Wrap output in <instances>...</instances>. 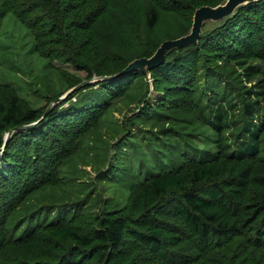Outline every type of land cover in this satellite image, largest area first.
<instances>
[{"label": "trees", "instance_id": "obj_1", "mask_svg": "<svg viewBox=\"0 0 264 264\" xmlns=\"http://www.w3.org/2000/svg\"><path fill=\"white\" fill-rule=\"evenodd\" d=\"M42 1L43 4L40 0L38 7L33 8L35 0H21L16 7L21 12L33 8L28 12L31 25L18 15L14 18L26 27L32 36L31 47L47 58V63L53 58H63L68 51L77 57L92 41L98 44L111 41L99 30L105 25L98 24L105 13V0L102 4V0ZM216 2L167 0L166 5L170 4L168 9L177 13L192 14L197 6ZM250 6L253 10H249ZM45 12L49 15L47 31L51 34L47 39L56 42L54 46H50V40H39L34 33L39 30L33 24L47 21ZM157 12L156 5L147 8L150 26L155 24ZM83 31L89 35L84 36ZM60 45L65 47L64 51ZM74 57L80 69L92 72L85 62L78 64ZM2 60L12 64L4 57V51L0 64ZM152 73L156 80L162 75L164 80L168 77L179 85L171 88L170 93L165 91L166 95L180 89L185 95L167 100L166 105L161 101L146 104L149 118L139 119L151 121L153 126L163 125L167 120L168 124L163 126L174 133L168 132L169 139L159 140L155 145L144 139L139 149L135 139L141 138L137 134L114 145L116 151L124 146L133 147L129 159L121 162L122 169L131 171L139 163L137 160L146 169L142 177L127 180L128 191L124 193L128 196L123 205L96 216V226L86 231L66 224L73 211L62 213L58 209L60 214L53 218L48 207L43 221L33 224L38 211L32 207L48 195L52 201L71 198L67 199L68 190L81 183L75 182L74 164L61 162L63 156L69 153L71 158L72 148L77 144L78 148L86 143L91 145V136L86 137L88 140L85 136L75 137L87 128H92V133L98 131L92 123L97 127V121L101 120L98 126L104 129L116 122L110 116L116 98L132 92L131 87L141 73L80 87L40 121L14 130L3 148V129L37 120L43 113L23 105L15 92L6 96L7 102H0V158L5 164L0 167V264H87L92 260L103 264H259L262 261V255L252 254L250 249H258L253 245L264 246V0L239 8L233 18L201 36L186 51L168 53ZM254 78L255 85L242 83ZM237 80L242 83L241 88L237 87ZM85 88L93 90L72 100ZM97 89L103 91L95 101L93 92ZM64 103L67 104L63 106ZM183 110L191 123L181 121L182 126H178L176 122L181 117L174 112ZM193 123L211 132L202 138V143L211 148L201 156L197 150L193 151L192 140L186 136ZM19 142L29 150L25 160L23 153L19 152L16 158L10 155ZM151 146L157 149L152 151ZM149 152L158 157V163L153 165L155 159L149 158ZM18 162L27 167L10 175L13 164ZM245 210L250 213L248 217L253 214V226H249L247 217L243 219ZM46 217L50 219L45 220ZM10 248L20 250L24 256L4 258L2 255Z\"/></svg>", "mask_w": 264, "mask_h": 264}, {"label": "rangeland", "instance_id": "obj_2", "mask_svg": "<svg viewBox=\"0 0 264 264\" xmlns=\"http://www.w3.org/2000/svg\"><path fill=\"white\" fill-rule=\"evenodd\" d=\"M35 1L36 5H34L33 8L38 7V4H40V0ZM258 1L259 0H244L235 6L230 15L220 19L206 18L201 24L200 34L197 40L184 46L169 47L165 52L163 61L168 53L174 54L181 50L186 51V48L190 44H197L201 36L208 35L226 20L233 18L239 8H245V6L253 5V2ZM20 2L21 0H0V10L3 11L2 15H0V57L4 51V57L12 61V64H10L2 60L0 64V102H7L8 97L6 96L15 92L23 105L33 108L38 112L40 111V114L44 112L52 99L63 94L71 86L82 80L93 75H99L102 71L105 72L104 74H114L134 59L150 57L156 54L160 44L164 40L176 39L186 35L191 30L193 14L195 11L194 10L192 14L177 13L172 9H168L171 5H166L168 4L167 0H105V13L99 17L98 24L105 25V27L101 26L99 30L102 29L103 31L101 35L111 41L101 44L92 41L81 52V55H77V57H74L72 53L68 51L63 58H53L47 63L48 59L44 56L38 55L37 51L31 47L32 36L26 27L14 18L16 17L15 15H18L23 22H27L25 24H32L31 22H28L30 19L28 12L32 11L33 8L30 11L21 12L19 8H16ZM224 2L225 0H218L214 5L206 3L202 5H210L214 7L221 5ZM43 3L44 1L41 0V4ZM102 3H104V0H102L101 4ZM151 5H156V9L158 10L157 19L153 26L148 24L146 16L147 8ZM198 7L199 6L196 8ZM249 10H253V6H250ZM45 14L47 15V21L44 24L36 26L33 24L34 29L39 30L34 31V33L39 36V40H50L47 38L51 36L49 33L50 31H47L49 15L46 12ZM107 29L111 34L109 32L107 33ZM38 32H42L43 35ZM83 34L84 36L89 35V33H86L85 31H83ZM142 42L146 45H142ZM56 44V42L50 40V46ZM60 47L61 50H65L64 46L60 45ZM142 50L148 53H140ZM66 57L70 58V61H67L68 59ZM73 57L77 60L78 64L80 61L85 62L92 72L89 74L87 70L80 69L77 63L73 61ZM163 61L150 66L148 69L143 70L141 68H136L128 73L140 72L141 75H139L140 78H136L138 80L135 81L131 87L132 92L134 90L133 93L130 92L124 96L116 98L113 108L110 111V116L116 120L113 125L108 127L105 126L104 129H101L98 126L101 121L99 120L97 121V127L95 126V123L91 124L93 125V128H97L98 131L92 133V128H87L80 134L79 132L77 133L75 138L85 136V140H88L86 137L91 136V145L86 143L82 148H78L77 144V146L72 148L74 151L72 157L68 158V153L63 156L61 162L64 163V161H66L69 163L70 161V163L74 164L75 171L73 175L75 182L81 184L80 186H76L74 190H68L67 199L71 197L68 200L58 198L52 201L50 195H48V197L40 202V204L33 206L32 208H35L38 211L37 215H40H34L33 224H38L43 221L42 217L46 212L45 207H48L51 209L50 215L53 218H57L60 214L58 209L62 213L69 210V213L73 211L72 217L66 224L71 227H80L79 230L86 231L88 230L86 228L96 226V216L103 215L104 211L112 210L113 207L123 205L128 196V194L126 195V193H124V191H128L127 180L142 177L146 168L140 165L141 162L137 160L139 163L136 164L131 171L128 172L125 169H122L123 165L121 162L129 159L133 147H122L120 150H117L120 152V155L117 156V151L114 148V145L128 141V136L135 134L141 138L139 141H136L135 139V142H138L139 144L137 145L138 149L140 145L144 144V139L151 142L153 145L158 143L159 140L169 139V133L171 132L172 134L174 132L169 129V127L163 126L168 124L167 120H165L163 125L157 123V126H153L151 121H144L139 118H149L145 113V110L147 109L145 106L146 104L156 105L161 101L166 105L168 102L167 100H172L176 96L185 95L184 91L181 89L180 91H173L168 95L171 88H176L179 85L173 83L168 77L164 80L162 75L157 79L158 82L156 78L153 77L152 69L159 66ZM44 64L45 66H43ZM230 66L232 65L229 64V67ZM190 71L193 72V67ZM242 83L247 86L255 85L256 80L255 78L248 82L243 80ZM242 83L237 80V87L241 88ZM88 85L90 84H86L83 87ZM95 86L96 85L93 87ZM91 90H93V88H85L81 90L76 94L77 96H73L72 100L76 97L79 98L83 93H88ZM102 91L103 89L93 92L95 101ZM165 91H169V93L166 95ZM63 101L64 99L55 103L53 107ZM65 104L67 103H64L63 106H65ZM80 104H83V102ZM186 112V110L174 112L175 116L181 117L177 122L174 119L178 126H182L183 123H191ZM110 120L111 122H114L112 118ZM181 121H183V123ZM111 122L108 123L110 124ZM6 131L7 129L1 131V137H3V139ZM188 132L189 133L186 134V136L188 135L190 140H192L191 142L194 145L193 151L197 150L200 152L198 153L199 156L203 154L204 150L211 148L206 147V144L202 143L204 134H210L211 132L201 124L193 123L192 126H189ZM153 137L157 138V140H154ZM181 137H185L184 133ZM189 142L190 141H187L188 144ZM150 148L152 151L157 149L152 146ZM27 151H29L28 148L20 145L19 142V145H16L15 149L11 150L10 155L16 158L17 154L20 152V154H24L22 160H25ZM209 151L210 150H208V152ZM148 155L149 158L155 159L153 165L159 162L157 156H154L150 152ZM14 163H16V161H14ZM0 164V167L5 166L2 158H0ZM23 167L27 166L21 162L13 164L9 171L10 175H15L16 170ZM120 181L123 182L120 183ZM116 193L117 195L115 199H113V196ZM86 202L87 205L84 206ZM49 205H53L54 208ZM80 211H82V214H77ZM248 214L250 213L245 210L243 213V219L247 217V220H249L250 223L249 226H253V221H251L253 214H251L250 217L247 216ZM49 219L50 217L45 218V220ZM234 241L231 244H234ZM67 243L68 242L64 243V245ZM250 244L253 243L250 242ZM253 247H258V249L255 251L250 249L251 253L253 254V252H255L261 254L262 261L259 264H264V249H262L264 246L253 245ZM180 249H183V247ZM2 256L4 258L23 257L24 253H21L18 249L10 248L5 250V253ZM43 259H45L43 261L49 260L46 258ZM250 261H253V255L250 258ZM250 263L253 264V262H249V264ZM87 264L103 263L92 260Z\"/></svg>", "mask_w": 264, "mask_h": 264}, {"label": "water", "instance_id": "obj_3", "mask_svg": "<svg viewBox=\"0 0 264 264\" xmlns=\"http://www.w3.org/2000/svg\"><path fill=\"white\" fill-rule=\"evenodd\" d=\"M244 0H225L224 3L218 6H210V5H201L198 8L195 9L193 14V23L190 32H188L186 35H183L176 39H166L164 40L159 48L156 54L150 56V57H141L134 59L130 63H128L124 68L119 70L118 72L114 74H99V75H93L87 79L82 80L81 82L71 86L69 89H67L63 94L57 96L56 98L52 99L51 102L47 105L46 109L44 110L43 114L37 119L32 122L18 125L15 127L9 128L4 137V141L2 144V148L5 146L6 142L8 141L9 137L11 136L12 132L16 129H24L28 126H31L35 124L36 122L40 121L44 115L48 113V111L53 107V105L61 100H65L69 94H71L73 91L78 90L80 87L86 85V84H93L102 80H110V79H117L121 78L123 76H126L129 72H131L133 69L141 68L143 70L148 69L152 65H156L163 61L164 55L166 50L169 47H179L187 45L193 41H196L201 29V24L203 20L206 18L211 19H220L222 17H225L227 15H230L235 6L242 2Z\"/></svg>", "mask_w": 264, "mask_h": 264}]
</instances>
